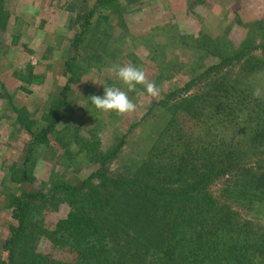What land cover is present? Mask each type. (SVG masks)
Listing matches in <instances>:
<instances>
[{"label": "rangeland", "instance_id": "1", "mask_svg": "<svg viewBox=\"0 0 264 264\" xmlns=\"http://www.w3.org/2000/svg\"><path fill=\"white\" fill-rule=\"evenodd\" d=\"M103 1L0 0V10L8 14L0 28V261L7 257L3 244L10 227L16 225L12 210L7 208L8 194L45 193L55 183L79 184L94 170L105 171V167L119 174L133 170L161 140L171 120V111L158 102L160 96L177 90L179 101L207 90L208 82H219L222 77L241 84L237 89H243V81L246 86L261 88L260 108L255 113H264V21L255 25L264 19V0H116L118 14H112ZM88 16L92 32L78 48L74 63L77 72L67 94L64 121L30 153V134L39 136L46 125L43 117L66 83L64 64L74 54L72 41ZM248 38L255 49L223 63L222 59L231 57L232 51L239 50ZM128 64L142 68L160 88L159 95L150 97L137 85V91L128 93L137 105L134 112L119 116L97 110L88 97L102 96L104 86L126 91L113 66ZM213 65L216 70L205 78L204 71ZM251 105H244L241 99L231 102V121L225 131L220 130L225 136L222 140L234 142L231 146L250 137L242 135L241 127L245 125L241 122L255 117ZM14 107L26 110L31 133L17 123ZM173 126L180 130L189 124L180 114ZM123 135L125 143L119 154L105 162V151L116 146ZM23 169L29 180L13 182L15 176L21 178ZM244 178L239 172L229 174L214 181L209 189L218 202L231 204L240 220L258 217L263 226L261 195V200L258 194L253 195V206L259 205L251 213L243 201H237V195L230 199V192H223L242 186ZM59 198L36 202L28 211L31 231L24 234L23 244L16 246L15 260L23 264L86 261L82 247L88 252L91 238L70 247L64 239L56 247L47 236L68 213V205L60 203ZM72 202L69 206H78L75 200ZM79 209L96 207L83 205ZM99 215L103 217V212ZM37 231L43 235L39 237ZM62 234L60 227L57 235ZM152 254L148 251L146 258Z\"/></svg>", "mask_w": 264, "mask_h": 264}, {"label": "trees", "instance_id": "2", "mask_svg": "<svg viewBox=\"0 0 264 264\" xmlns=\"http://www.w3.org/2000/svg\"><path fill=\"white\" fill-rule=\"evenodd\" d=\"M104 3L112 14L119 13L116 0ZM7 17L8 14L0 10V28ZM90 17L74 36V54L64 64L66 83L51 101L43 117L46 125L39 136L31 133L26 110L13 108L17 123L31 133L30 153L35 145L45 143L49 134L64 121L67 94L77 72L74 63L78 48L92 32ZM262 21L264 19L257 20L255 25L259 26ZM251 45L250 39H245L239 50L232 51L231 57L222 59L223 63L240 58L246 50H254ZM216 67H208L203 73L205 78ZM28 71L30 73V67ZM218 79L219 82L213 84L208 82L207 90L179 101H176L177 90L160 96L158 102L171 111V120L161 140L133 170L125 169V174H119L105 167V171L103 168L94 170L79 184L55 183L45 193L8 194L7 208L12 210L16 225L10 227L11 233L3 244L7 257L0 264H23L15 260L14 251L18 244H23L24 234L31 231L28 211L36 202L52 201L56 196H60V203L68 205V213L57 223L54 232L44 233L53 239L56 247L64 239L70 247L91 238L88 252L82 247L86 261L81 264H264V222L261 226L258 217L240 220L231 204L218 202L209 189L219 178L239 172L241 177L245 176L244 184L223 192H230V199L237 195V201H243L251 213L258 209L259 204L253 206V195L258 194L259 199L264 200V113H255L260 101L253 97L254 88L246 86V81L241 90L237 89L241 84L222 77ZM238 99L244 105L252 104L250 111L255 117L241 122L245 125L241 127L242 135L250 137L239 139L231 146L234 142L229 144L222 140L225 136L220 135V130L227 129L231 121V102ZM180 114L189 127L174 130L173 124ZM125 136L105 151V162L119 154ZM246 163L250 164L249 168ZM21 172V178L15 176L13 182L29 180L26 171ZM74 200L78 206H69ZM83 205L96 209L82 211L79 206ZM98 212H103V217ZM60 227L64 234L57 235ZM37 233L39 237L43 235L40 231ZM150 250L154 254L146 258Z\"/></svg>", "mask_w": 264, "mask_h": 264}, {"label": "clouds", "instance_id": "3", "mask_svg": "<svg viewBox=\"0 0 264 264\" xmlns=\"http://www.w3.org/2000/svg\"><path fill=\"white\" fill-rule=\"evenodd\" d=\"M117 79L126 86V91L120 87L104 86L103 95H91L88 97L90 103L102 112H115L119 116L130 114L136 110V103L129 98V92L137 91V85L142 86L148 96L156 97L160 93V88L154 81H150L145 71L133 64L124 66L114 65ZM253 97L260 98L261 88L257 87L252 92Z\"/></svg>", "mask_w": 264, "mask_h": 264}]
</instances>
